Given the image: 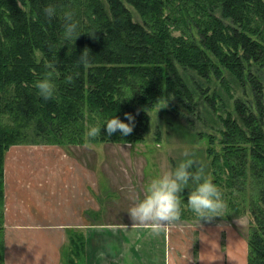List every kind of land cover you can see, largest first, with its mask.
<instances>
[{
	"label": "trees",
	"instance_id": "trees-1",
	"mask_svg": "<svg viewBox=\"0 0 264 264\" xmlns=\"http://www.w3.org/2000/svg\"><path fill=\"white\" fill-rule=\"evenodd\" d=\"M48 2L55 4L57 16L43 14ZM126 5L135 9L143 24L133 22ZM66 10L84 32L73 42L62 37ZM174 19L176 24H170ZM150 20L158 28L148 24ZM186 23L192 29H180L190 39L183 44L168 27ZM86 47L92 62L78 64ZM171 49L177 55L170 56ZM175 61L203 78L213 72L222 85L221 68L241 84L250 79L255 111L254 106L235 100L241 124L225 121L227 133L220 152L209 147L207 153L212 155L213 182L223 198L235 199L228 204L236 213H240L241 201L245 207L241 212L249 211L253 227L246 264H264V153L254 149L264 152V98L259 80L245 71L246 65L264 68V0H0V228L4 159L9 148L26 144L65 147L106 140L141 142L149 131L147 112L163 98L174 95L190 111L197 106ZM46 72L53 74L57 84L54 99L39 97L33 84ZM214 97L206 101L212 103ZM126 112L135 117L130 134L121 136L117 130L109 136L102 125L100 136L86 135L89 126L104 117L116 115L127 122ZM225 172L227 176H223ZM247 179L255 193L250 202L242 195ZM256 179L262 180L260 188ZM223 187L228 188L227 193ZM238 187L242 190L233 189ZM189 217L183 212L179 220ZM1 247L0 264H4Z\"/></svg>",
	"mask_w": 264,
	"mask_h": 264
},
{
	"label": "rangeland",
	"instance_id": "rangeland-1",
	"mask_svg": "<svg viewBox=\"0 0 264 264\" xmlns=\"http://www.w3.org/2000/svg\"><path fill=\"white\" fill-rule=\"evenodd\" d=\"M20 7L23 11L27 10L24 6ZM126 7L132 15L133 22L143 24L135 9L129 5H126ZM171 22L169 23L172 25L176 24L175 19ZM148 24L158 28L152 20ZM181 26H169L168 31L172 33L173 37L180 38L181 43L185 44L190 39L186 35L183 36L181 30L187 31L188 29L190 31L192 28L187 23ZM199 50L204 53L207 59L218 64L206 50L203 48H199ZM170 52L172 57L177 55L172 49ZM171 60L173 61V59ZM177 61H175V65L179 75L193 93V103L197 104L194 110L190 111L177 97L170 94L168 100L163 98L161 102L147 112L149 131L141 142L125 143L106 140L90 141L85 144L65 147L60 146L63 150H67L69 154L76 155V158H79L84 166L89 167V193L86 196V202L90 204L91 211L88 215L91 217L98 218L96 215H99L100 219L103 217L109 220L115 219L114 222H117L116 224L120 226L134 223L135 221L132 220L127 210L132 206L135 198L138 195H143V188L153 177L170 169L181 159H185L186 157L182 155L185 149L190 151L192 158L197 162L193 167L203 166L206 175L212 181H215L216 175L212 173L210 167L212 155L210 156L207 153V149L212 147L216 152H220V142H224V133H227L224 125L225 121L230 119L235 120L239 125L241 124L235 114V100H241L246 107L253 108L255 100L248 84L250 79L241 84L227 70L221 68L225 81L222 85L221 79L216 78L213 72L209 73L208 78H203L197 72L185 68ZM245 71L250 72L253 78L259 80L264 98V68L259 65H246ZM214 95V102L209 103L206 101V98L211 99ZM245 113L248 114V112ZM211 139H213V144L210 142ZM42 146L56 145H37L40 149L44 148ZM254 149L256 153L263 156L264 152H260L257 148ZM52 163V158L49 157V164L52 165ZM257 174L258 176L261 175L258 172ZM23 175L22 173L20 176L17 171L7 174L6 185H4L3 180L4 191L14 192L15 190L12 189L20 188L21 185L25 184L24 180L26 182L32 181L31 178L22 177ZM28 176L31 177L32 174L29 173ZM223 176H227V172ZM36 180L39 181V179ZM256 183L260 188L262 180L256 179ZM32 185L33 188H29V192L33 196L39 195V188L35 187V184ZM244 188L242 195L250 202L255 193L252 191L249 179H247ZM224 189V192L227 193L228 188ZM233 189L241 191L242 187ZM185 190L187 192L184 194ZM184 191L181 195L184 202H187V194L190 189L186 188ZM234 194H237V192L234 191ZM42 197L44 199V196ZM47 197L49 201L43 204L48 206L51 203H49V195ZM223 199L226 207L221 214L222 216H215L217 217L215 220L202 218L200 223L199 219H194L195 217L191 216L194 213L187 207L186 203L183 204L182 213L186 212L190 216V220L178 219L164 227L166 235L157 243L158 249L157 254L152 259L153 263L162 264L161 261H164L166 257L164 264H246L247 242L253 227L251 226L252 221L249 211L241 212L245 209L241 201L239 205L240 213H236L237 211H233L228 204L233 198L226 195ZM30 201L33 203L35 200ZM234 201L235 199H233ZM63 203L70 204V201L63 200ZM97 208L102 209L103 212L102 210H95ZM30 211L31 217L35 218L36 222L40 224L49 222L52 217L50 210L44 205H41L38 209H33V206H31ZM97 212L99 213L96 214ZM20 214L11 215L17 217ZM2 216L0 263L3 230L9 225H14L13 223H7L4 226L8 220L4 215V206H2ZM26 219L29 224L33 222L27 217ZM2 227L4 228L2 229ZM167 231L171 249H169L167 242ZM168 249L170 251L169 260L165 254ZM125 252L126 250L123 249L118 257L125 255ZM89 262L91 264V261ZM144 262V264H147L150 259L144 260Z\"/></svg>",
	"mask_w": 264,
	"mask_h": 264
},
{
	"label": "crops",
	"instance_id": "crops-1",
	"mask_svg": "<svg viewBox=\"0 0 264 264\" xmlns=\"http://www.w3.org/2000/svg\"><path fill=\"white\" fill-rule=\"evenodd\" d=\"M42 147L17 145L5 154L4 185L6 175L14 171L32 181L24 180V185L12 189L14 192L4 191V215L8 219L4 226L14 224L3 230L4 264H90L89 261L91 264H144L149 259L147 264H154L157 243L166 235L164 228L159 234H153L148 227L135 222L120 226L115 219L91 217L88 215L91 207L86 202L89 167L61 147ZM32 184L39 188V195L29 192ZM48 195L51 204L47 206L43 203L49 201ZM63 200L70 204H64ZM41 205L48 207L52 214L44 224L36 222L30 213L31 206L38 209ZM17 213L21 214L13 216ZM26 217L33 222L29 224ZM167 242L169 245L168 231ZM123 249L127 253L118 257ZM169 249L165 253L168 260Z\"/></svg>",
	"mask_w": 264,
	"mask_h": 264
},
{
	"label": "clouds",
	"instance_id": "clouds-1",
	"mask_svg": "<svg viewBox=\"0 0 264 264\" xmlns=\"http://www.w3.org/2000/svg\"><path fill=\"white\" fill-rule=\"evenodd\" d=\"M42 11L47 18L58 15L52 2L46 3ZM63 17L62 37L67 42H73L84 32L79 30V22L73 18L71 11H64ZM91 62L90 51L86 47L79 55L77 63L88 65ZM72 79L71 75L67 77L68 81ZM33 84L37 95L44 100L54 99L58 95L57 84L51 72H46ZM124 115L127 122L116 115L104 117L99 124H91L86 135L89 138L100 136L102 125H106L109 136L117 130H120L121 136L130 134L134 128L135 117L127 112ZM182 155L186 158L153 177L143 188V195H138L127 210L135 221L134 224L148 227L153 234H159L167 224L180 219L185 203L199 219V223L201 218L210 220L215 216H222L226 207L220 187L206 175L203 166L193 167L197 162L188 149H185ZM186 188L190 191L187 194V202H184L181 193Z\"/></svg>",
	"mask_w": 264,
	"mask_h": 264
}]
</instances>
